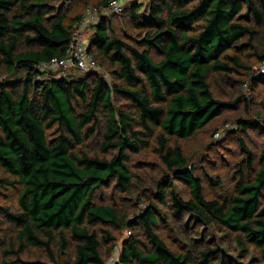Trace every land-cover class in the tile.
I'll return each instance as SVG.
<instances>
[{
    "label": "trees",
    "instance_id": "trees-1",
    "mask_svg": "<svg viewBox=\"0 0 264 264\" xmlns=\"http://www.w3.org/2000/svg\"><path fill=\"white\" fill-rule=\"evenodd\" d=\"M111 1L0 0V168L13 178L8 185L22 189L16 211L0 205V225L7 221L17 229L6 250L16 260L5 264H16L28 248L45 249L55 260L54 246L60 255L73 250L72 264H106L102 248L107 257L114 252V231L138 226L148 243L125 240L115 264H234L202 227L230 235L246 255L253 251L264 262V155L248 179L255 157L241 140L240 179L231 198L220 201L206 198L203 180L171 143L194 137L244 100L216 98L210 76L242 83L232 75L246 68L239 54L250 48L264 61L255 43L264 33V0H149L146 13H140L139 0H131L114 16L126 14L147 29L138 48L115 36L107 16L86 42L97 65L96 48L115 67V81L91 80L94 71L78 68L70 72L84 75L49 74L53 69L43 64L67 56L87 9ZM82 6H88L84 14ZM263 80L253 78L252 86ZM152 140L165 170L145 209L133 217L129 207L122 211L99 193L111 188L131 194L135 175L129 162ZM94 141L100 147L92 153L87 146ZM176 182L188 186V200ZM160 204L183 237L181 251L154 230L163 214Z\"/></svg>",
    "mask_w": 264,
    "mask_h": 264
},
{
    "label": "rangeland",
    "instance_id": "rangeland-1",
    "mask_svg": "<svg viewBox=\"0 0 264 264\" xmlns=\"http://www.w3.org/2000/svg\"><path fill=\"white\" fill-rule=\"evenodd\" d=\"M100 0H91L90 5H95ZM131 1V0H130ZM142 8L140 13H146V6L149 0H139ZM88 6H82L80 11L84 14ZM111 22L112 31L115 36L128 44L130 47L138 48L142 40L145 39L147 29L140 28L126 14L123 16L106 15ZM96 25H89L83 28L82 34L87 43L96 32ZM79 27V26H78ZM79 29V28H78ZM256 46L259 50L264 51V33H261L256 39ZM98 55V69L90 76L100 77L109 83L115 81L113 72L115 67L102 55L96 48ZM240 58L246 65V68L239 67L238 71L232 76L242 83H230L221 76H210L212 90L216 98L224 101H233L238 96H243L244 100L236 108L225 109L222 115L216 118L206 128L196 134L194 137L186 140L173 139L172 144L179 145L187 159L189 160V169H195V176H199L203 180L205 196L207 199H218L227 201L235 193V187L240 179L241 161L245 157V153L241 147V140L245 146L255 157V163L252 170L246 171V177L252 178L260 169L261 159L264 155V80L258 84L261 77H264V61L256 55V50L247 49L239 54ZM59 70L53 69L49 72L52 76ZM69 75H84L78 71H71ZM253 78L257 79V87L252 86ZM3 78L0 77V81ZM118 106L122 103L118 102ZM251 121V126L246 128V121ZM100 143L97 141L89 142L87 149L92 153L98 151ZM158 145L155 140L151 141V145L147 149H142L139 153L132 155L129 166L135 175V183L133 192L125 195L121 192H115L111 188L103 189L99 195H102L106 203L116 201L118 206L122 208L129 207V212L134 217L133 212H141L148 204L146 199L148 195L152 197L151 192L155 188V182L159 179L161 173L165 170L161 159L157 152ZM213 180V184L211 182ZM13 178L5 174L0 168V205L10 208L12 211L18 209V198L21 193L20 186L8 185ZM177 191L185 200L190 198V190L183 182H176ZM139 198H142L139 200ZM156 204H159L155 201ZM261 207H264V191L261 199ZM159 210L163 214L158 215L159 225L154 228L165 243L176 251L183 250V237L178 230L177 225L171 216L170 211L163 205H158ZM166 216V221L163 219ZM187 218V215L185 216ZM125 228L121 231H114L118 238V243L114 252L107 257L105 255V247L102 253L106 264H110L111 259L116 262L119 259L121 246L123 242L131 238H140L148 243L146 236L143 234L141 226L131 230ZM16 227L7 221H2L0 225V264L9 263L16 260L13 256H8L6 250L9 249L11 242L16 234ZM200 231L207 237L209 241L214 240L216 247L226 253L234 264H264L259 259V255L251 251L248 255L241 251L237 244L233 241V237L222 233L216 228L202 227ZM132 232V235L129 234ZM19 243L14 248L18 251ZM53 260L50 253L42 248H28L20 256V260L16 264H72L73 250L66 254H57L58 248L54 246Z\"/></svg>",
    "mask_w": 264,
    "mask_h": 264
},
{
    "label": "built area",
    "instance_id": "built-area-1",
    "mask_svg": "<svg viewBox=\"0 0 264 264\" xmlns=\"http://www.w3.org/2000/svg\"><path fill=\"white\" fill-rule=\"evenodd\" d=\"M130 0H112L107 7L88 8L86 14L78 25L73 41L71 42L68 54L66 57L54 58L49 64H43L45 68L59 70V76L65 78L71 69L78 68L82 72H93L98 69L96 60L88 51L86 40L83 37L82 30L89 25L99 23L100 19L106 15H121L124 13L127 3ZM79 28V29H78ZM82 29V30H81ZM131 235V232H129ZM116 261L111 259L110 264H115Z\"/></svg>",
    "mask_w": 264,
    "mask_h": 264
}]
</instances>
